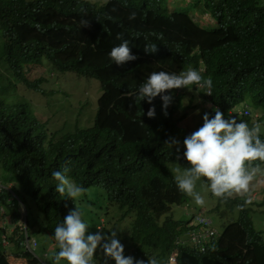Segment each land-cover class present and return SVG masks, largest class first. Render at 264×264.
<instances>
[{"label": "trees", "instance_id": "trees-1", "mask_svg": "<svg viewBox=\"0 0 264 264\" xmlns=\"http://www.w3.org/2000/svg\"><path fill=\"white\" fill-rule=\"evenodd\" d=\"M169 2L0 0V205L17 220L21 197L30 215L45 222L48 237L76 205L88 231L116 230L124 254L134 258L165 263L177 249V264H264V238L247 213H239L206 252L176 244L186 219L174 218L172 208L190 197L177 190L171 164L188 166L182 155L186 118L199 106L192 98L185 103L187 88L166 90L173 96L167 115L158 95L149 118L151 105L136 95L149 72L192 67L213 82L210 94L189 86L202 100L225 116L260 123L264 138V0ZM84 19L89 23L81 27ZM123 39L136 59L117 65L108 52ZM149 41L157 44L155 53L144 51ZM44 63L47 71L100 80L93 124L79 128L81 119L66 120L52 128L39 116L41 106L28 92L45 93L47 77L30 79L29 73ZM240 104L247 114L238 113ZM171 138L181 142L179 152L165 144ZM62 167L86 189L75 204L54 192L52 172ZM205 197L210 211L237 209L229 196ZM94 255L105 264L99 248Z\"/></svg>", "mask_w": 264, "mask_h": 264}, {"label": "clouds", "instance_id": "clouds-1", "mask_svg": "<svg viewBox=\"0 0 264 264\" xmlns=\"http://www.w3.org/2000/svg\"><path fill=\"white\" fill-rule=\"evenodd\" d=\"M134 16V12L130 13L129 19ZM80 23L81 27L87 26L89 20L84 19ZM143 49L146 53H155L157 44L149 41L145 43ZM108 56L117 65L136 59L127 39L114 45L108 52ZM212 85L211 78L203 77L192 67L179 72L151 71L139 84L136 95L140 101H146L151 105L145 114L152 118L155 116V105L152 101L158 95L162 101V111L167 115L166 109L171 102V95L166 90L181 87L195 90L189 86H196L210 94ZM195 92L200 103L202 98L197 90ZM192 95L189 99H193ZM242 106L243 104H240L236 110L240 114H247L248 112ZM244 106L247 110L249 109L246 105ZM212 108L213 114L204 112L202 123H199L198 127H189L188 124L189 131H186L187 134L183 136L182 155L188 162V166L182 162L172 163L170 171L174 176L177 190L194 202L191 205L189 218H183L186 219L185 223L178 226L179 235L175 242L189 245L190 248L200 252H206L209 247H212L214 240L223 233L233 219L240 215L239 213L249 214L254 230L264 238V230L257 226L254 218V213L260 211L254 205L264 202V168L260 166L264 163L262 126L260 123L249 125L245 120L225 116L219 108L213 106ZM189 109L188 114L191 113ZM184 123L185 121L182 122ZM180 143L175 138H171L165 144L171 147L176 145L179 152ZM257 161L259 163H254ZM68 171L67 167H62L52 172V178L55 181L54 192L59 194L60 198L70 199L75 204L86 189L82 184L70 179L67 175ZM198 181L201 186H204L203 189H196ZM206 191L220 199L229 196L228 198L234 202L237 209L224 214L221 211H210L206 203ZM18 202L17 220H13L14 216L11 217L6 212V208L0 205V264H37L38 261L42 264H97L94 253L98 248L105 258V264L108 260H111L110 264H177V249L170 252L165 263L155 256H149L147 260H143L134 258L132 255H125L124 245L118 238L116 230L110 233L99 230L88 231L89 226L84 219V213L76 205L55 224L48 237L44 232L45 222L30 215L29 207L21 197H18ZM215 203L212 199V205ZM186 204L185 209L189 207L188 202ZM213 213L228 219L221 231L214 224L211 217ZM174 218L182 217L174 216ZM41 236L43 241L40 239Z\"/></svg>", "mask_w": 264, "mask_h": 264}, {"label": "rangeland", "instance_id": "rangeland-1", "mask_svg": "<svg viewBox=\"0 0 264 264\" xmlns=\"http://www.w3.org/2000/svg\"><path fill=\"white\" fill-rule=\"evenodd\" d=\"M175 0H170L169 5H173ZM206 17V16H205ZM207 19V17H206ZM46 66L44 63L41 66L32 68L29 76L30 79L38 78L39 76L47 77V80L41 84L45 93L28 92V95L41 106L38 114L44 121H50L52 128L61 127L66 120L73 124L74 120H80L79 128L93 124V120L97 110V99L100 96L102 89L100 81L95 78L78 77L73 72H61L56 69H43ZM195 90H188L185 96V103L188 102L189 96L194 99L193 103L199 108L194 109L187 115L189 127H198L202 123V115L204 112L211 114L213 108L210 102L204 100L198 102ZM175 95V93H174ZM173 96H171V100ZM201 111V112H200ZM71 128V127H69ZM262 168V167H261ZM264 168V167H263ZM260 176V174H257ZM203 189L200 182H197L196 189ZM194 202L189 198V207L185 209L187 204L174 206L172 214L179 218H189L191 212V205ZM256 209H260L254 213V218L257 226L264 230V202L255 204ZM228 216V213L226 214ZM215 226L221 231L228 219L220 216L217 213L211 214ZM43 241V236L40 237Z\"/></svg>", "mask_w": 264, "mask_h": 264}]
</instances>
